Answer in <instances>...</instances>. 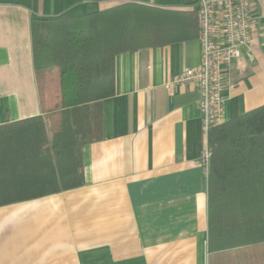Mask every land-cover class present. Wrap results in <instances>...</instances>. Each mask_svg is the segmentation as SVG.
<instances>
[{
	"label": "crops",
	"instance_id": "1",
	"mask_svg": "<svg viewBox=\"0 0 264 264\" xmlns=\"http://www.w3.org/2000/svg\"><path fill=\"white\" fill-rule=\"evenodd\" d=\"M126 2L196 10L200 0H0V125L44 115L32 18L81 16ZM225 87V120L264 104V0ZM199 37L120 53L101 136L82 150L81 186L0 206V264H264L255 247L210 253L206 144L194 84Z\"/></svg>",
	"mask_w": 264,
	"mask_h": 264
},
{
	"label": "trees",
	"instance_id": "2",
	"mask_svg": "<svg viewBox=\"0 0 264 264\" xmlns=\"http://www.w3.org/2000/svg\"><path fill=\"white\" fill-rule=\"evenodd\" d=\"M44 115L0 125V206L84 182L82 150L101 136L120 53L199 37L196 10L126 2L81 16L32 18ZM208 183L210 253L264 244V104L214 126Z\"/></svg>",
	"mask_w": 264,
	"mask_h": 264
},
{
	"label": "built area",
	"instance_id": "3",
	"mask_svg": "<svg viewBox=\"0 0 264 264\" xmlns=\"http://www.w3.org/2000/svg\"><path fill=\"white\" fill-rule=\"evenodd\" d=\"M200 28V63L185 68L168 82L170 88L194 84L199 91V108L206 144L201 164L208 173L211 148L210 130L225 120L222 90L233 85L230 70L234 60L249 46L254 30L252 0H200L196 9Z\"/></svg>",
	"mask_w": 264,
	"mask_h": 264
},
{
	"label": "rangeland",
	"instance_id": "4",
	"mask_svg": "<svg viewBox=\"0 0 264 264\" xmlns=\"http://www.w3.org/2000/svg\"><path fill=\"white\" fill-rule=\"evenodd\" d=\"M255 251L257 252L258 258L264 263V244L256 245Z\"/></svg>",
	"mask_w": 264,
	"mask_h": 264
}]
</instances>
